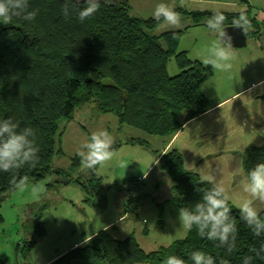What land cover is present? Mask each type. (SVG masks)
Returning <instances> with one entry per match:
<instances>
[{"label": "trees", "instance_id": "1", "mask_svg": "<svg viewBox=\"0 0 264 264\" xmlns=\"http://www.w3.org/2000/svg\"><path fill=\"white\" fill-rule=\"evenodd\" d=\"M64 2L29 0V10L38 13L34 21L14 18L8 25L0 24V118L11 117L21 128L32 127L39 147V163L35 167L26 165L18 172L20 177L28 178L27 183L40 182L52 174L66 175L65 170L52 167L54 158L63 154L59 145L60 122L72 120L76 110L86 104L96 102L103 113L115 114L121 126L165 139L175 136L186 123L208 110L202 88L211 71L202 62L192 61L187 52H179L181 31L152 35L151 31L161 23L133 16L129 4L116 0H101L99 12L81 23L75 15L65 19ZM182 13L199 26L213 12ZM242 15L248 21L245 28L249 36V31L253 33L249 27H257L250 10L224 14V27L236 25ZM173 58L181 73L171 77L167 68ZM158 157V166L172 182L169 202L178 208L194 207L211 184L186 168L178 150L159 153ZM257 162H264V148L251 147L245 168L250 169ZM83 167L79 155L72 158L70 170L81 175ZM97 168L86 183L77 181L86 194L98 195L102 190V179L94 171ZM10 180V174L0 173V208L16 191ZM135 180L139 185V179ZM136 196L133 192L126 201L127 215L137 207L132 206ZM230 207L239 228L237 247L232 253L202 240L195 230L170 246L146 252L134 235L114 237V226L61 254L54 264H165L170 255H179L190 264L188 255L194 249L213 254L217 261L227 259L231 264H242L245 255L260 247V239L253 238L247 227L239 223V210L231 203ZM40 221L41 218L37 236L24 248L25 253L37 239L46 236ZM0 264L7 262L0 260ZM255 264H264V258H257Z\"/></svg>", "mask_w": 264, "mask_h": 264}, {"label": "rangeland", "instance_id": "2", "mask_svg": "<svg viewBox=\"0 0 264 264\" xmlns=\"http://www.w3.org/2000/svg\"><path fill=\"white\" fill-rule=\"evenodd\" d=\"M116 1L129 4L131 14L142 19H153L151 14L156 4L160 2V0ZM228 1L231 0H202L199 4L196 0H164L174 10H179L180 22L176 25L162 24L151 31V34L161 36L166 32L181 31L179 52H187L192 61H200L198 56L206 54L211 35L206 26L194 27L191 17L184 15L182 11L203 8L211 12L230 9L233 11L232 7H226ZM205 19L207 21L208 18ZM255 28L256 26L249 27L251 31ZM249 34L247 47L232 48L233 64L247 65V60L251 64L253 52L250 51L261 44L260 40H252L255 36L253 33L249 31ZM208 67L212 70L211 66ZM248 69H251V65H248ZM167 70L171 77L181 73L174 58L170 60ZM212 71L214 78H210L203 88L208 96L212 85L220 83L224 76L231 81L233 76L237 78L236 75L242 79L247 77V74L238 67L229 73L214 69ZM258 75L259 73L256 74ZM100 130H106L112 138L113 158L103 166H98L97 171L94 170L102 179L100 193L86 194L77 181L80 179L87 182L92 177L93 169L83 167L80 175L69 168L81 145L89 139L91 133ZM60 131L62 137L59 145L63 154L54 158L52 167L65 170L66 175L52 174L40 182H29L24 189L9 194L2 203L0 260L6 261L7 264H54L62 253L72 250L76 242L114 226L116 229L111 230L114 237L125 239L134 235L146 252L156 251L160 246H170L176 240L187 236L188 232L179 227V208L169 202L172 198L171 180L161 171L158 163L146 173L157 159L160 148H164L165 138L121 126L115 114L103 113L96 102L78 108L72 120H62ZM131 139L137 142L132 143ZM135 178L139 179V185ZM33 186H36L38 191L33 192ZM133 192H136L137 196L132 206L134 208L137 204V207L133 213L127 215L126 201ZM40 218L46 236L37 239L35 246L25 253L24 248L37 236ZM111 223L112 227L104 229Z\"/></svg>", "mask_w": 264, "mask_h": 264}, {"label": "clouds", "instance_id": "3", "mask_svg": "<svg viewBox=\"0 0 264 264\" xmlns=\"http://www.w3.org/2000/svg\"><path fill=\"white\" fill-rule=\"evenodd\" d=\"M110 2V0H109ZM79 4V6H78ZM65 19L73 15L83 23L101 7V0H65L63 3ZM29 0H0V24L8 25L14 18L32 22L37 11H30ZM152 18L161 24L176 25L180 22L179 14L164 0H160L152 12ZM225 16L215 11L206 21V29L211 35L207 52L198 59L212 69L227 73L233 68V38L224 27ZM248 24L241 16L236 26L243 29ZM112 138L106 130L91 133L89 139L81 145L77 154L87 169L103 166L113 158ZM40 160L39 147L36 143V131L32 127H20L11 117L0 118V173L11 175L10 184L16 190L27 185V177H20L18 172L28 165L35 167ZM242 176L239 185L241 195L233 200L227 189L209 173L203 177L211 187L203 192L201 199L194 207L178 209L179 227L186 232L195 230L202 240L212 242L214 247L223 248L232 253L237 247L239 234L238 220L232 213L230 203L239 210V223L247 227L253 238L260 239V247L254 248L252 254L242 258V264H255L257 258H264V216L261 205H264V162H257L252 168L246 169L241 161L238 169ZM33 192L38 191L36 186ZM31 261V260H29ZM190 264H231L227 259L217 258L200 249L192 250L188 255ZM165 264H188L179 255H170Z\"/></svg>", "mask_w": 264, "mask_h": 264}, {"label": "crops", "instance_id": "4", "mask_svg": "<svg viewBox=\"0 0 264 264\" xmlns=\"http://www.w3.org/2000/svg\"><path fill=\"white\" fill-rule=\"evenodd\" d=\"M201 1L196 0V3L201 4ZM244 1H228L226 7H232L233 11L230 9L221 10V12L241 14L250 10L256 21L257 27L253 30L255 36L252 40H260L261 45L250 51L253 52L251 64L247 60V65L235 63L232 68V70L235 67L242 69V72L251 79L247 77L242 79L241 76L236 75L237 78L233 76V81H231L224 76L220 83L212 85L210 95L208 96L205 92L208 99V110L200 117L186 123L175 136L165 139L164 148H160L162 155L168 150H178L184 158L186 168L197 173L202 179L211 173L218 183L225 186L228 195L233 200L241 195L239 185L242 176L238 171L241 161L245 167L247 154L251 147L264 148V0ZM196 11L209 10L203 8ZM199 26H206V22ZM248 65H251V69H248ZM257 73H259L258 76H256ZM210 78H214V75L209 76L203 88ZM158 162L159 157L146 173ZM261 209L263 212L264 205H261ZM112 224L105 226L104 229ZM98 233L84 237L72 248L81 246Z\"/></svg>", "mask_w": 264, "mask_h": 264}, {"label": "water", "instance_id": "5", "mask_svg": "<svg viewBox=\"0 0 264 264\" xmlns=\"http://www.w3.org/2000/svg\"><path fill=\"white\" fill-rule=\"evenodd\" d=\"M225 29L233 38V48L242 49L248 45V35L245 26L243 29L236 25L226 26Z\"/></svg>", "mask_w": 264, "mask_h": 264}]
</instances>
